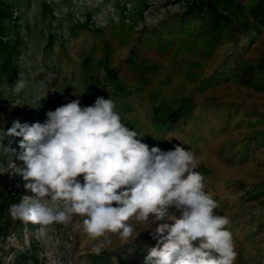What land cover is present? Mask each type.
<instances>
[{
  "label": "rangeland",
  "instance_id": "1",
  "mask_svg": "<svg viewBox=\"0 0 264 264\" xmlns=\"http://www.w3.org/2000/svg\"><path fill=\"white\" fill-rule=\"evenodd\" d=\"M192 1L0 0V11L9 14L0 16V37L10 47L0 51V129L7 131L14 120L43 122L46 111L73 99L87 106L98 96L111 98L122 122L150 147L183 144L194 151L196 171L218 202L214 211L230 221L234 264H264V89L232 75L236 46L230 40L212 43L197 20L181 27ZM62 6L68 11L56 15ZM241 46L249 63L264 58V28ZM19 74L27 84L16 94ZM45 92L38 107L35 98ZM157 110L160 118L171 112L183 118L172 129H159ZM20 139L5 137L0 144L19 153ZM22 163L0 147V189L17 202L33 195L15 173ZM169 212L180 216L175 208ZM129 223L137 238L124 244L111 234V245L99 255L144 264L156 244L155 225L135 218ZM82 225L79 217L72 224L0 217V264H94V242Z\"/></svg>",
  "mask_w": 264,
  "mask_h": 264
},
{
  "label": "clouds",
  "instance_id": "2",
  "mask_svg": "<svg viewBox=\"0 0 264 264\" xmlns=\"http://www.w3.org/2000/svg\"><path fill=\"white\" fill-rule=\"evenodd\" d=\"M67 11L62 6L55 14ZM26 84L19 74L13 91L19 94ZM46 96L35 98L38 107ZM115 109L111 98L98 96L87 106L77 98L46 111L43 122L14 120L7 131L0 129V141L21 138L19 153L0 147L23 162L14 165L15 173L33 193L10 204V215L44 224H72L83 218V231L93 240L96 255L111 245V234L124 244L136 239L139 233L134 236L135 225L129 223L135 218L155 225L151 235L156 244L144 264H234L230 221L214 211L218 202L196 171L194 151L183 144L169 150L150 147ZM57 201L61 206L54 208ZM170 208L180 216L170 214Z\"/></svg>",
  "mask_w": 264,
  "mask_h": 264
},
{
  "label": "trees",
  "instance_id": "3",
  "mask_svg": "<svg viewBox=\"0 0 264 264\" xmlns=\"http://www.w3.org/2000/svg\"><path fill=\"white\" fill-rule=\"evenodd\" d=\"M6 9L0 11V16L7 17ZM8 12V11H7ZM200 21V30L212 43L230 40L235 44L232 53V75L239 78L244 86L258 85L264 89V58L257 63L246 60L248 49H242V42L254 34H259L264 28V0H193L187 12L181 19V27L186 28L188 23ZM193 27L194 24L189 25ZM188 27V26H187ZM0 37V51L7 52L10 47L5 45ZM130 64H135L130 61ZM230 69V67H229ZM261 81L262 84H258ZM183 118L181 112H171L166 117H159L156 111L154 124L159 129H172ZM262 195V193H260ZM261 197V196H258ZM16 196L0 189V217L9 215V205L18 203ZM254 200V201H258ZM1 231V228H0ZM95 264H124L114 263L109 255H93L90 257Z\"/></svg>",
  "mask_w": 264,
  "mask_h": 264
}]
</instances>
